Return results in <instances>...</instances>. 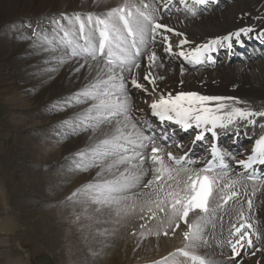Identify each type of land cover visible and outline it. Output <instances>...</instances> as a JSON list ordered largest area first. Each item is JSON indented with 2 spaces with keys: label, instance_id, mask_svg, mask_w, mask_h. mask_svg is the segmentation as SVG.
<instances>
[{
  "label": "bare ground",
  "instance_id": "1",
  "mask_svg": "<svg viewBox=\"0 0 264 264\" xmlns=\"http://www.w3.org/2000/svg\"><path fill=\"white\" fill-rule=\"evenodd\" d=\"M171 1L131 0L135 7L148 12L151 19L158 20L157 24L165 25L173 31L168 32L163 28L156 29L144 25V41L148 46L146 47L144 43V55L143 60L139 62L140 67L133 68L131 73H123L128 78L127 94L134 97L128 98V103L131 105L132 123L136 124V128H129V131L145 137L137 127V119L141 117L142 121L146 122L153 111L151 105L158 102L161 95L185 92L226 98L224 103L230 107L217 113L223 118L216 123L218 129L225 133L229 132L230 138L235 139L237 143L241 140L249 141L250 144L260 142L264 139V116L254 115L247 119L233 116L229 122L225 114L231 108L253 113L264 112V58L251 62H239L235 65L229 64L231 61L225 65L199 70L192 69L188 59L178 54L181 51L194 52L199 48L200 56H208L217 48L234 45L236 33L245 37L252 34L249 31H257L256 33L264 31V0H243L240 5L233 3L232 7L226 9L225 14L206 12L196 15L193 19L188 12L184 11V8L186 6L194 8L199 4L197 0H178L177 7L171 12L172 16L160 14L155 17L157 12L152 6L158 5V13H160V9L171 4ZM207 1L209 0H205ZM123 2L124 0H0V94L3 101L13 106V112L10 113L11 119L4 121L6 124H2L8 128L6 131L12 134H7L9 137L5 134L0 136V140L5 141L3 144L7 143L6 150L2 148L0 152V167L4 171L6 169L5 172L3 171V176L7 175L8 181L9 177L12 179L16 176L19 178L18 186L26 188V194L19 196L15 202L19 210L32 211L33 223L39 219L46 221L49 228L46 229L47 231L58 224L55 229H58L62 235L60 240L66 243L65 264H157V262L187 264L189 263L187 258L176 251L185 248L189 243L183 236V233L188 230L187 226L180 221L170 225L167 214L160 213L154 204L150 207L156 215L155 218H150L152 214L148 211L149 205H145L144 199L136 194L148 192L149 189L134 187L121 194L120 203L104 207L87 203L78 197L69 199L82 186L100 181V177L95 175V168L88 171L75 170L71 160L65 172L50 171L59 165V160L68 159L67 156L71 153L75 156L90 143V132L77 131L73 134L72 129L65 123L74 120L83 108L73 110L71 107L72 113H67L65 116L52 115L44 120L32 117L47 110L59 96L65 100L63 105H69L68 97L81 91L92 78L91 69L87 67L81 68L78 72L75 71L78 67L76 59H67V62L63 64L52 59L50 49L56 46L53 38L55 37L58 41L64 36L61 28L75 33L78 22H85L86 30L96 27V18H105V14L110 9ZM143 3H146L148 8L144 9ZM182 3L184 8L180 7ZM135 7L131 9L134 14ZM176 14L177 16H173ZM89 15L93 17L91 23L87 22ZM77 16L79 20L76 19ZM38 18H42L43 21L35 28L32 27L30 21ZM53 21H62L64 24L60 27ZM23 27L26 29L32 27V29L26 33ZM152 31L160 35L163 43L161 45L154 43L150 49L148 37L154 35ZM165 36L166 41L162 38ZM156 37L154 36V39ZM181 41L186 43L181 45ZM212 41L217 43L213 44ZM169 43L172 47L171 53L165 51ZM205 45L208 46L206 50ZM45 48L49 51H45ZM152 52L156 53L157 66L149 68L147 56ZM57 55L62 54L57 53ZM89 63L94 62L89 60ZM148 72H151L154 77H160L156 79L154 85L143 79ZM133 76L148 91L132 87L130 80ZM31 96L32 100H30ZM209 107H215V104H210ZM140 113L142 116H139ZM55 124L59 125L61 130L59 133L51 127ZM38 133L40 138L36 137ZM54 136L55 138H51ZM69 136L72 138L70 139ZM190 146L191 142L186 146H177L175 151L181 153L190 149ZM15 148L17 150H14ZM146 148L140 149L142 154L147 155ZM9 151L17 152V155H12L13 160L7 158ZM158 155L168 165L164 155ZM20 160L22 161L18 163ZM16 164L17 167H14ZM144 167L152 169L154 165L146 160ZM154 174L149 172L143 177L142 183L151 179ZM105 178L112 179V176L105 174ZM243 188L248 194L251 191L254 192V206L258 205L259 200L262 202L264 192L259 191L257 185L240 181L235 188L241 193L239 202H229V205H225L223 209H218L214 217L209 218L213 223L211 229L205 222L203 238L207 241L206 245L200 249L186 250L202 253V257L210 258L214 264H221V262L223 264H264V246L261 244L256 245L258 247L255 246V255L250 256L244 249L247 246L239 250V255H235L227 243L229 239L233 241L236 239L235 236L230 235L231 225L240 223V219L243 221V218L248 216L249 210L245 202L247 196L242 200ZM124 196L127 198L124 199ZM5 200L6 195L0 186V208L3 211ZM142 208L143 211H141ZM238 211L243 212L242 218L238 216ZM35 213L39 216L34 217ZM254 218L258 220L254 230L256 229L262 237L264 222L261 216L257 215ZM175 223H180V227L173 231ZM16 231V218L4 211V217L0 218V235L11 237ZM165 232L168 234L165 235ZM74 233H76L75 236ZM43 236L47 238V235L43 234ZM170 253L175 255L169 257ZM164 257H169L168 261H164ZM0 258L3 259V256ZM18 258L10 256L4 264H27L28 261H21L22 259Z\"/></svg>",
  "mask_w": 264,
  "mask_h": 264
},
{
  "label": "snow or ice",
  "instance_id": "2",
  "mask_svg": "<svg viewBox=\"0 0 264 264\" xmlns=\"http://www.w3.org/2000/svg\"><path fill=\"white\" fill-rule=\"evenodd\" d=\"M197 2L204 3L205 0H197ZM133 7L135 6L131 0H124L121 5L110 9L105 14V18H96V27L86 30L85 22H81L75 33L61 28L64 36L58 41L55 37L53 38L56 46L50 51L54 61L63 64L67 62V59H76L78 67L75 71L78 72L81 68L87 67L91 69L92 76L85 87L70 97L67 102L69 105L87 104V107L78 113L74 120L65 123L72 129L73 134L77 131L91 133L90 143L85 149L75 154L73 165L75 170L79 171L95 168V175L100 177V181L82 186L69 199L78 197L87 203L111 207L113 204L120 203L121 194L134 187L149 189L148 192L136 194L144 199L145 205H149L148 211L152 214L150 218H155L156 215L150 207L154 204L160 213L167 214L170 225L175 221L183 222L188 229L183 236L189 243L185 248L177 249V253L192 262L205 264L202 253L190 252L186 249H200L206 245L207 241L203 238L206 220L211 218L218 209L229 205V202H239L241 193L235 188L240 181L230 178L226 171L212 174L211 161L208 166L197 171H191L185 167L177 170L164 163L163 158L158 155L161 149L151 148V155L141 153L140 149L147 147L144 143L146 138L139 133L129 131V128L135 129L136 124L132 123L131 105L128 103L126 89L128 78L123 73H131L133 68L140 67V64L136 62L140 51L132 52L130 49H138L137 41L140 45L144 43V22L150 20V17L145 15L139 7H135L134 14L131 10ZM143 8H148V5L143 4ZM76 19L79 20V17L77 16ZM92 21L93 17L89 15L87 22ZM53 23L59 25L58 21H53ZM121 25L126 30V35ZM155 28H163L168 32L173 31L161 24H155ZM128 37H134V39L129 42ZM162 38L167 40L166 36ZM183 43L186 41L180 42L181 45ZM211 43L215 44L217 41ZM207 47L205 45L204 49L206 50ZM45 51L49 49L45 48ZM165 51L172 52L170 43ZM57 53H62V55H57ZM178 55L188 59L189 63H193L199 60L201 49L198 48L190 53L181 51ZM89 60L94 63H89ZM147 60L149 68L157 66L155 52L148 55ZM159 78L154 77L151 72L143 77L151 85H154L156 79ZM130 84L134 88L148 91L135 76L131 78ZM225 99L196 93L180 92L175 95L169 93L167 96L161 95L158 102L153 103L151 107L154 115L169 120L176 118L186 127L191 126L188 123L191 120L197 127L202 124H211L212 128H215L217 121L223 119L217 113L230 107L224 103ZM213 103L215 107H209ZM254 115L264 116V112L253 113L231 108L225 114V118L231 122L233 116L247 119ZM203 138L202 134L196 137L197 140ZM259 144L264 145V139ZM219 155L214 152V156ZM260 155L264 156V151ZM167 158L174 165H181L184 159L175 157L171 152L167 153ZM146 160H151L154 168L146 169L144 167ZM253 162L249 159L247 162L239 161L238 163L247 168L251 167ZM260 162L264 163V159ZM149 172L155 174L151 179L142 183L143 177ZM165 173H167L166 176ZM105 174L111 175L112 179H106ZM126 198L124 196V199ZM248 206L251 207V201H248ZM238 216L242 218L243 212L238 211ZM179 227L180 223H175L173 231ZM250 228L251 224L244 222L231 225L230 235L235 236L236 239L235 241L229 239L227 243L235 255L240 254L237 245L240 248H243L245 243L249 247L252 246L250 234L245 230ZM174 255L175 253H170L169 257ZM169 257H164L163 260L168 261Z\"/></svg>",
  "mask_w": 264,
  "mask_h": 264
},
{
  "label": "rangeland",
  "instance_id": "3",
  "mask_svg": "<svg viewBox=\"0 0 264 264\" xmlns=\"http://www.w3.org/2000/svg\"><path fill=\"white\" fill-rule=\"evenodd\" d=\"M240 2H243V0H227V3H225L223 5H218L216 10H213V13H215L217 15L225 14V13H223L224 12L223 10H221V11H218V10L223 8V7L225 8V6H228V7L231 6L232 7L233 3L240 5L241 4ZM42 21H43L42 18H38L37 20L35 19V20L30 21V24L32 27L35 28V26L40 24ZM39 26H41V25H39ZM32 27H30L28 29H26L24 27L23 28H24V30H26V33H28L32 29ZM249 58L250 57L245 58L246 60H244L243 62H245V61L251 62L250 61L251 59H249ZM263 58H261V59H263ZM257 60H259V59H257ZM237 63L238 62H232L229 64L235 65ZM69 98L70 97H68V99ZM30 100H32V96L30 97ZM63 102H65V100L61 99V96H59L58 100L57 99L54 100L53 103H51L50 107L47 110L43 111V113H41V114L37 113L36 115H32V117L39 119V120H41V119L44 120V119H46V117L48 118L52 115H60V116L63 115V116H65V115H67V113L69 114V113L73 112V111L71 112L72 108H73V110H76L78 108L84 109L87 107V104H71V105L64 104L63 105ZM12 107L13 106L6 103L5 100L3 101L2 95L0 94V136L4 135V134L6 136L12 134L11 132L6 131V129H8L7 127L5 128L2 125V124H6V123H4V121L6 122V121H9L11 119L10 113L13 112ZM51 127L57 133H59L61 131L59 128V125H57V124H55L54 126H51ZM1 129H3V130H1ZM3 131L6 133H4ZM36 137L40 138V134L38 133V135H36ZM51 138H55V136L51 137ZM69 138L71 139L72 136H69ZM4 142L5 141L0 140V152L3 149L6 150L7 143L3 144ZM3 146H5V147H3ZM14 150H17V149L15 148ZM16 153L17 152H15V151H12V152L9 151L10 157L8 155L7 158H11V160H13L14 157L12 155H14V154L17 155ZM71 154L68 155L69 157L71 156V158H69L67 156L68 159L59 160V162H60L59 165L57 167L55 165L56 168L52 169L50 171L51 172H54V171L65 172L66 167H68V164H70L71 160L73 161V159L75 157L74 153H71ZM21 161L22 160L18 161V163ZM29 162H30V160H29ZM14 167H17V164ZM48 168H50V167H48ZM3 171H4V169L2 167H0V186L2 187V189L4 190V194L6 195V200L4 201V209H5L4 211L7 214H9V215L11 214L12 216H14L16 218L17 231L15 233H13V235L11 237H10V235H9V237L8 236L4 237V235H0V256L1 257L3 256V259L0 258V264H4L6 261H8L10 256L15 257V258L19 257L18 259L19 260L22 259L21 261H25V262L28 261L27 264H65L64 260H65L66 251L64 249L66 247L65 246L66 243H64V241L60 240L62 235L58 232V229H55V227L58 224L55 227H53L52 230L47 231L46 229H49V228L47 227L46 221L39 219L33 223L34 220H32V214H33L32 211L19 210L15 206V202L17 201V198H19V196L22 197L24 194H26L25 193L26 188L22 187V186H20V187L18 186L19 178L16 176H15V178L12 177V179L9 177L10 180L8 181L7 175L3 176L4 175ZM5 171H6V169H5ZM39 184H41V183L39 182ZM11 186H15L16 188H13ZM104 210H106V209H104ZM4 211L0 208V218L4 217ZM38 216H39V214L35 213L34 217H38ZM30 222H31V224H30ZM36 222H37V225H35ZM27 229L29 230V232ZM31 230H33V231H31ZM43 234L47 235L48 239L46 238V236L44 237ZM73 235L75 236L76 233H74ZM3 240H5V241H3ZM56 240H58V242L55 243ZM48 243H50V245H47ZM36 249L38 251H36Z\"/></svg>",
  "mask_w": 264,
  "mask_h": 264
}]
</instances>
